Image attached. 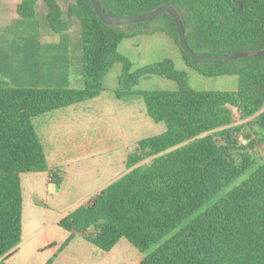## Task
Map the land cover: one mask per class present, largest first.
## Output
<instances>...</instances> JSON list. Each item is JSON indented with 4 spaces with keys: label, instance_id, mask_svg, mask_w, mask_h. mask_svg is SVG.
<instances>
[{
    "label": "trees",
    "instance_id": "trees-1",
    "mask_svg": "<svg viewBox=\"0 0 264 264\" xmlns=\"http://www.w3.org/2000/svg\"><path fill=\"white\" fill-rule=\"evenodd\" d=\"M38 2L22 0L17 7L30 27L39 25ZM44 3L46 21L57 35L70 31L75 21L81 26L85 86L0 83V264H7L22 242V175L49 171L34 119L100 97L117 64L121 74L116 97H140L147 114L155 123H165L166 130L140 140L128 155L127 172L59 222L70 233L59 252L78 233L104 252L126 240L145 255L140 264H264V161L254 153L264 144V55L196 62L180 47L178 29L166 13L146 22L110 26L100 20L91 0L71 2L67 13L58 0ZM100 3L112 15L174 6L187 43L198 55L264 48V0ZM155 34L173 40L186 67L198 75L237 77V90L198 91L190 85L188 72L178 70L171 59L136 68L121 53L125 40ZM153 77L175 82L177 90H137L142 80ZM147 159L149 165H139Z\"/></svg>",
    "mask_w": 264,
    "mask_h": 264
},
{
    "label": "crops",
    "instance_id": "crops-1",
    "mask_svg": "<svg viewBox=\"0 0 264 264\" xmlns=\"http://www.w3.org/2000/svg\"><path fill=\"white\" fill-rule=\"evenodd\" d=\"M3 2L0 3V83L18 87L84 88L82 37L74 29L77 21L60 36L46 25L44 0L36 5L39 25L31 27L17 13L22 0ZM39 6H42L41 15ZM120 74L112 77V87L106 86L111 73L107 76L106 91L100 97L34 119L49 164V171L33 173L34 177L46 174L52 183L59 179L60 185L54 194L34 187L32 202L29 199L31 204L23 209L22 242L7 257V264H47L51 259L53 264H98V248L78 233L59 252L70 236L59 222L118 179L112 178L115 167L110 155L122 149L126 163L129 153L146 138L142 133L151 127L140 97L121 100L116 97ZM99 182L104 184L99 187ZM55 213L60 214L56 219L46 217ZM56 232L61 236L60 241L54 238ZM143 259L142 253L132 252L124 264H140Z\"/></svg>",
    "mask_w": 264,
    "mask_h": 264
},
{
    "label": "rangeland",
    "instance_id": "rangeland-1",
    "mask_svg": "<svg viewBox=\"0 0 264 264\" xmlns=\"http://www.w3.org/2000/svg\"><path fill=\"white\" fill-rule=\"evenodd\" d=\"M3 1L9 2L10 0H0V3ZM75 1L76 0H59V2L63 5L66 13L68 5L71 2ZM43 5L44 7H46L45 4ZM41 7L42 6H39V15H41ZM46 25L47 27H49L48 23ZM44 27H46L45 24H43V28ZM74 29L81 33V26L79 22H77V25ZM120 51L124 56L134 62L136 68L143 67L148 64L159 63L164 59H171L175 63L176 68L178 70H184L188 72L190 85L198 91H235L238 88L239 80L235 76L207 78L200 76L194 71L188 69L185 65L182 53L178 46L174 43L173 40H171L164 34H155L153 36H139L130 40H125L120 47ZM120 72L121 66L118 64L115 65V67L111 71V78L109 82H106V86L112 87V77ZM137 90L174 91L177 90V84L173 81L164 78L153 77L150 80H142ZM138 99L142 104H144V101L141 98ZM237 118H239L238 115ZM146 119H148V121L151 123V127L150 129H148V131L142 133L144 137L149 138L152 136L160 135L165 132V123H155L148 115ZM254 153L258 161H264V144L257 146ZM116 154L118 155L116 156ZM109 158L114 161L115 167L114 172L112 174V178H119L123 176L125 172H127V169L126 163H124L126 159L124 157L122 149L121 151L114 150V152L110 155ZM150 163L151 159H147L139 165L145 166L149 165ZM34 175L35 174L33 173H28L25 174L24 177H22L24 188V210L26 205V207L28 208V206L31 204L28 200L31 199L32 202L33 196L31 197V192L33 191L35 186H38L39 191H49L53 194L56 193V191L58 190L57 183L50 182L48 175L40 174L39 177H34ZM103 184V182H99V187ZM59 215V213L48 214L46 215V217L49 220H52L58 218ZM62 231L64 232V230ZM54 238L57 239V241H60L61 236L58 232H56L54 234ZM122 241V244L117 245L111 252H104L98 249V264H124L125 261L132 255V252L134 254L139 253L135 248L130 246V244L126 240Z\"/></svg>",
    "mask_w": 264,
    "mask_h": 264
},
{
    "label": "water",
    "instance_id": "water-1",
    "mask_svg": "<svg viewBox=\"0 0 264 264\" xmlns=\"http://www.w3.org/2000/svg\"><path fill=\"white\" fill-rule=\"evenodd\" d=\"M94 10L100 20L110 26H125L129 24L141 23L157 18L163 13L170 15L179 33V44L182 50L196 62H215L222 63L239 58H257L264 55V48L257 51H239L228 55L206 56L198 55L190 48L186 40V32L180 13L172 5L161 6L151 12L137 15H112L105 12L100 0H91Z\"/></svg>",
    "mask_w": 264,
    "mask_h": 264
},
{
    "label": "built area",
    "instance_id": "built-area-1",
    "mask_svg": "<svg viewBox=\"0 0 264 264\" xmlns=\"http://www.w3.org/2000/svg\"><path fill=\"white\" fill-rule=\"evenodd\" d=\"M244 144H246V141L243 139Z\"/></svg>",
    "mask_w": 264,
    "mask_h": 264
}]
</instances>
